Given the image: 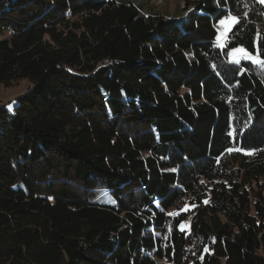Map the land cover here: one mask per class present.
<instances>
[{"label": "trees", "instance_id": "trees-1", "mask_svg": "<svg viewBox=\"0 0 264 264\" xmlns=\"http://www.w3.org/2000/svg\"><path fill=\"white\" fill-rule=\"evenodd\" d=\"M183 1L0 0V264H264V5Z\"/></svg>", "mask_w": 264, "mask_h": 264}, {"label": "rangeland", "instance_id": "rangeland-1", "mask_svg": "<svg viewBox=\"0 0 264 264\" xmlns=\"http://www.w3.org/2000/svg\"><path fill=\"white\" fill-rule=\"evenodd\" d=\"M138 3L139 7L146 11L151 12H157L162 13L168 18H172L175 15H185L187 13V9L185 8V3L183 0H134ZM264 19V17H263ZM215 28L217 31V35H221V40L217 41L220 43V45H224L226 38L224 37V26L219 24V22H215ZM229 33L227 34L228 37ZM230 51V49H229ZM228 51V53H229ZM254 54V53H253ZM228 59L231 62H234L232 59V56L228 54ZM245 59H241V61H244ZM249 61V60H245ZM32 85L31 81L28 79H22L20 82H18L15 85L6 87L3 84H0V108L6 106L10 111L13 110L15 105L18 103V98L23 95L28 88ZM15 102V103H13ZM11 104L12 107L9 108L8 105ZM181 206V205H180ZM172 208L169 210L170 213H178L181 209L184 210H190L193 208V206L190 207V204L186 202V204L181 207ZM180 210V211H181ZM171 264L166 261H163V264Z\"/></svg>", "mask_w": 264, "mask_h": 264}, {"label": "snow or ice", "instance_id": "snow-or-ice-1", "mask_svg": "<svg viewBox=\"0 0 264 264\" xmlns=\"http://www.w3.org/2000/svg\"><path fill=\"white\" fill-rule=\"evenodd\" d=\"M256 2L261 4V5H264V0H256ZM244 7L247 8L248 5L245 3ZM261 14L264 15V13H261ZM248 15H249V13L247 11L244 12L243 18H247ZM243 18L239 15H235L232 12L222 14V16H221V18H219L218 22H219V24L224 26L223 35L225 38H227L228 33L232 32L233 28H235L237 25L241 24ZM233 35H235V34L233 33ZM259 38H260V33H257V43H256V48H255V54H253V52H251L247 48H245L242 44L231 48L228 54L230 56H232V59L236 64H239L241 59H245V60L251 61L252 63H254L256 65L264 67V57H262L260 55ZM216 40L220 41L221 35L218 34L216 36ZM229 99H231V98H229ZM13 103H15V102H13ZM8 107L11 108L12 105L9 104ZM245 127H247V124L245 125ZM229 135H233V133H229ZM232 150L233 149H227V151H232ZM235 150L244 151L245 154H252V152L255 151V149L248 150V149H243V148H239V149H235ZM172 171H175V169H172ZM168 215H173V213H169ZM179 227L181 230H183L185 225L183 223H181L179 225Z\"/></svg>", "mask_w": 264, "mask_h": 264}]
</instances>
